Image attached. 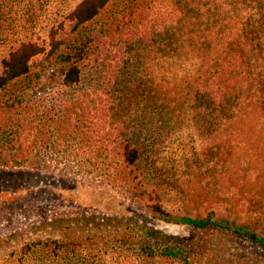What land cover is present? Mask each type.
<instances>
[{
  "label": "trees",
  "instance_id": "trees-1",
  "mask_svg": "<svg viewBox=\"0 0 264 264\" xmlns=\"http://www.w3.org/2000/svg\"><path fill=\"white\" fill-rule=\"evenodd\" d=\"M3 1L6 11L21 16L29 10L39 15L45 6L43 0ZM161 1L80 0L60 20L47 17L43 39L16 40L20 26L12 29L11 48L0 58V166L29 164L34 146L90 151L151 213L193 231L173 236L144 225L114 235L107 245L114 264H264V237L255 222H239L213 201L226 192L233 202L264 206V0H171L169 7ZM144 42L155 47L148 51ZM120 50L133 68L156 67L173 54L178 61L194 60L174 99L164 94L169 99L163 108L179 115L167 118L169 126L188 127L199 142L184 167L192 198L208 207L204 213L167 210L163 192L177 186L156 166V150L143 143L149 132L124 134L112 124L109 98L77 89L85 63L106 58L104 74L111 84L116 73L111 62L121 64ZM56 65L64 68L62 91L71 93L24 97ZM151 91L137 90L136 104L147 95L142 109L151 111L157 103L161 92ZM98 242L82 236L46 240L31 251L52 260L79 255L96 262L107 252Z\"/></svg>",
  "mask_w": 264,
  "mask_h": 264
},
{
  "label": "rangeland",
  "instance_id": "rangeland-1",
  "mask_svg": "<svg viewBox=\"0 0 264 264\" xmlns=\"http://www.w3.org/2000/svg\"><path fill=\"white\" fill-rule=\"evenodd\" d=\"M79 1L43 0L45 6L39 15L32 16L29 10L21 16L12 14L10 9L6 11L3 6L7 2L0 0V58L11 48L15 26H20V31L16 30L18 35L14 36L16 40L30 35H40L43 39L47 17L60 20ZM161 3L169 7L171 0ZM14 18L19 20L13 21ZM144 45L148 51L155 47L152 44L148 48L145 42L141 44ZM126 47L130 51V44ZM124 51L120 50L118 54L121 64L111 62L116 69L110 78L111 84L104 74L106 58L85 63L81 85L77 89L89 94L99 91L106 100L109 98L107 102L113 107L112 124L123 129L124 134L140 130L149 132L148 136L143 135V143L156 150V166L166 169L175 178L174 185L177 186L163 192L166 194L163 205L167 210L176 214L204 213L208 207L192 198L190 177L184 167V159L199 148V142L188 127L169 126L167 118L175 120L179 115L168 108L164 112L163 108L169 98L174 99L175 87L192 73L195 62L178 61L173 54L166 55V61L159 62L156 67L133 68L130 59L125 61L127 55L122 56ZM63 69L60 65L49 69L36 87L25 91L24 97L32 99L41 95L48 98L71 93L63 92L60 86ZM142 87L147 91L152 88L150 94L161 92L151 111L141 107L147 95L136 104L137 90ZM164 94H170V97L164 99ZM86 100L91 98L86 96ZM152 132L156 134L151 136ZM65 146H34L29 164L0 166V264H114L115 259L107 247L114 235L139 231L144 225L173 236L193 233L187 225L166 223L151 213L142 202L136 201L130 186L117 183L111 174L97 165L90 151L77 153L74 147ZM34 162L39 167H33ZM220 196L221 201L213 200L218 208L225 209L239 222H255L257 233L264 237V206L260 202L251 205L233 202L226 192H221ZM81 236L98 239L99 246L107 247L100 260L94 262L79 255L52 260L38 257L31 251L39 241H64ZM26 247H30V251H24Z\"/></svg>",
  "mask_w": 264,
  "mask_h": 264
}]
</instances>
